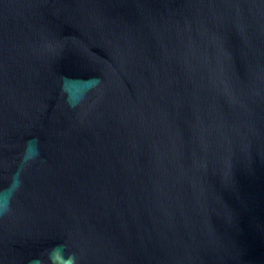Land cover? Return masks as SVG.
<instances>
[{
  "label": "water",
  "instance_id": "1",
  "mask_svg": "<svg viewBox=\"0 0 264 264\" xmlns=\"http://www.w3.org/2000/svg\"><path fill=\"white\" fill-rule=\"evenodd\" d=\"M0 264H264V0H0Z\"/></svg>",
  "mask_w": 264,
  "mask_h": 264
}]
</instances>
